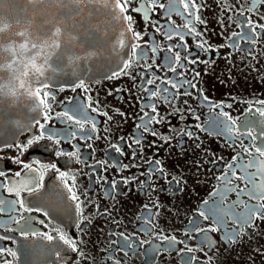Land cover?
<instances>
[{"label": "snow or ice", "instance_id": "1", "mask_svg": "<svg viewBox=\"0 0 264 264\" xmlns=\"http://www.w3.org/2000/svg\"><path fill=\"white\" fill-rule=\"evenodd\" d=\"M60 2L64 6L68 4L77 6L69 8L68 14L75 12L78 15V6L84 4L89 8L90 18L104 13L109 18L110 23L119 24L120 28L119 31H116L106 27L104 29L105 35L112 33L109 39L103 38L98 29L85 28L84 32L81 33L75 25L69 27L65 24L62 26L59 20L56 23L44 21L39 30L33 31L32 25L26 17L10 15L6 11L5 0H0V126L5 122L20 126L15 114L8 110L11 105L7 102L16 103L19 97L25 95L31 101V112L42 115L45 121L51 120L53 118L52 102L55 100V96L50 89L54 77L68 78L60 87V91L70 88L73 92L81 89L85 93V103L74 104L66 111L55 113L56 119L68 123L70 128L76 126L78 131H48L46 124L41 123L40 119L33 116L31 125L22 127L21 131H30L31 127L38 126L40 129L38 135L33 134L24 143L3 145V147L17 149L19 155L13 158V162L20 166V170L14 173L15 179H9L6 172L0 170V177H4L3 180H0V189L6 190L9 195L14 196V199L11 200L0 199V214L6 213L9 217L5 225L2 226L3 232L0 233V242H9L17 246L0 245V264H19L21 247L28 257L42 258V264H81V261L91 259L84 249L83 235L86 234L87 228L92 225L95 217L92 213H86L85 209L89 204H92L100 218L110 215V212L107 209L100 212L98 205L87 199L81 200L75 174L70 175L68 171H61L55 163L41 165L39 168L34 167L33 163H26L21 157L34 144H40L44 139L59 146L61 140L71 143L72 140L78 138L86 142L99 138L93 135L96 133L97 127L95 118L91 117L89 112L106 117V122L113 121L114 115H110L108 111H102L101 101L94 99L89 94L92 91L91 84L98 83L99 80H96L94 76H88V73L97 60L104 61L106 55L111 57L113 54L119 59V63L116 64L115 68L105 73L102 79L111 80L119 79L121 76L128 77L133 81V87L139 83L140 90L145 94L142 99H146L149 103L141 108L143 114L139 117L140 123L135 126L138 131L142 130L141 134L139 136L134 135L131 142L124 141V138L121 137L120 139L124 141L126 148L120 144L110 145L115 153H118L120 157L127 156L131 163L123 164L117 160L112 167L119 165L123 170L140 167L138 161L146 146L155 148L157 151L164 144L172 147V137L164 136L156 127V125L167 122L156 101L159 100L161 104L166 102L172 110L171 115L180 120L191 116L196 121H200V116L196 114L197 110L189 104L194 95L200 99L201 103L206 104L209 111L214 112L215 115L207 122L206 126L201 123L187 125L177 133L179 142L175 146L180 149V154L187 151L184 137L192 141L196 148H201L202 141H200L197 131L207 132L210 136L225 138V145L235 151V155L230 160L224 161L223 156H217L210 149L203 148L201 150L205 156L212 158L208 160L198 159L195 162L196 171H200L205 163L217 165L219 161H224L220 174L215 177L224 187L217 188L212 193V196L217 198L213 201L212 206L199 212V216L203 220L211 219L212 224L203 228L196 221H190L192 227L184 232V239H179L174 235H164L162 232L152 234L162 242H167L169 247L174 248L177 254L182 257L186 253L203 251L204 247L210 246L211 243L207 235L204 236L197 248L189 247V240L200 234L221 231L229 221L234 227L224 230L223 239L225 243L238 244L245 236L251 238L249 230L259 229L261 224H264V99L256 98L253 99L252 103L244 101L248 106L242 113V118L233 117L229 111L224 110L225 108H232V104H226L224 101L212 102L208 96L204 95L203 89L198 87L201 71H197L195 66L204 64L206 68L211 69L216 63V60L211 58L212 53H218L223 47L242 52L244 49L241 48L239 41H244L248 46L245 60L253 70L259 71V55L264 54L257 51L259 46L264 45V11H262L264 0H250V6L246 10L242 6L239 9L236 8V4L240 3V0H232L229 7H224V0H220L219 7L221 11L226 13L227 20L230 21L233 14L243 17V20L238 24L242 31H234L230 35H226L228 25L225 21H218L223 29L220 35L225 36L228 43L215 48L205 38L207 21L203 16L205 8L203 0H178L182 10L168 7L166 12L169 18L167 39L173 40L172 32L174 29L171 25L176 23L171 20L173 11L184 17L185 22L178 27H182L185 31L176 32L180 44L166 45L164 49L155 42L154 37L151 44L144 40L148 30L146 28L143 32L138 31V21L135 18L140 16L142 21L151 25L154 33L160 32L161 26L152 18V14L158 9L166 8V6L158 3V0H144V2H138V0H60ZM170 3L174 5L176 0H170ZM257 4L260 5V8H257ZM186 36L192 38L195 47L207 54L209 58L203 60L199 56L191 58ZM141 41L143 43H140ZM147 47H150L154 56L162 50H166L170 54L162 59L167 65L168 71L178 79L161 78L158 75L151 78L147 76L149 70L155 72L156 68L159 67L154 62H142L148 55L145 50ZM177 48L182 49L185 54L182 55L181 51L176 50ZM232 56L233 52H229L224 57L230 66ZM252 60L256 61L255 65L251 64ZM188 65L193 67L189 68ZM229 71H231V67ZM137 76L140 77L139 82ZM161 85L164 86L161 87ZM185 86L187 87L185 88ZM116 91L120 92L121 89ZM123 91L130 92L131 89H124ZM108 94L112 95L111 91ZM183 97L188 99H183ZM177 102L184 107H176ZM145 108L149 110H145ZM115 115L124 117L125 113L117 108ZM85 125H90V128H86ZM193 128L196 131H193ZM145 133L156 139L146 145L144 143L147 140ZM245 140L248 141L247 144H245ZM41 147L43 148L44 145L41 144ZM88 147L91 148L92 145L89 143ZM73 148L75 151H65L60 148L56 155L79 162L81 160L80 148L78 145H73ZM127 149H131V151L129 152ZM34 163L39 164L40 162L35 161ZM98 163L106 164L103 161ZM146 163L149 166L148 169L139 173V176L144 177L143 180H140L138 176H133L132 179L124 177L123 183L131 184L135 181L141 190L146 189L145 195H148L149 192L156 190V181L164 179L170 187L175 185L176 192L183 191L187 181L183 176L178 177L174 174L171 179H168L169 172L160 158L153 159L150 157ZM48 170H54L58 174L63 189L68 194L64 196L58 188H54L48 196L57 200L61 197L64 200L70 198L75 206L78 215L75 228L79 233L75 238L58 228H54L52 231H42L33 227L34 217L31 213L41 212L47 217L49 212L45 211L42 206H29L27 196H38L41 190L45 189L44 177ZM106 170L107 168H105ZM100 179L107 182L106 177H100ZM234 180L241 181L243 186L235 184ZM117 183L115 180L111 181V187L116 189ZM163 190L161 188V191ZM232 192L236 193V199L226 205L225 201L228 200V196ZM84 195L87 196L86 193ZM242 196H246L247 201L242 199ZM204 204L208 205L209 201L205 200ZM241 205L244 211L237 212V206ZM160 207L158 201L144 205V208L149 212H152V209L156 210L151 216L142 217L144 224L152 225L155 228L154 220L159 215ZM13 213L15 215H12ZM39 223L45 228L47 227L43 220ZM145 230L142 229V231ZM110 235L115 236L116 233L112 232ZM119 238L124 243L118 250L127 256L129 254L127 249H133V245L136 243L135 234L129 236L121 232ZM21 240L27 243L21 245ZM112 243H116V241H112ZM145 243H150V241H139L140 245ZM178 245H183V247H177ZM161 251L160 248H154L151 252L145 250L144 255L149 257V264H153L155 254H159ZM163 251H167V249H163ZM71 253L76 255L69 261L66 254ZM102 259H107L111 264H120V260L112 255L102 256ZM196 260L195 256H190L184 261V264H193V261ZM25 264H35V261L29 259L25 261Z\"/></svg>", "mask_w": 264, "mask_h": 264}, {"label": "flooded vegetation", "instance_id": "2", "mask_svg": "<svg viewBox=\"0 0 264 264\" xmlns=\"http://www.w3.org/2000/svg\"><path fill=\"white\" fill-rule=\"evenodd\" d=\"M138 2H144V0H138ZM158 3L164 4L166 8L158 9L152 18L158 22L161 26L160 32H153L150 24L142 21L140 16H136L138 21L137 30L144 31L146 28L148 34L144 36V40L149 41L151 44L153 37L157 44L162 49L166 45L180 44L176 32L185 31L182 27L185 22L184 17L177 15L175 11L171 13V20H174L175 25H171L174 29L172 32L173 40L167 39L169 18L166 15L168 7H175L182 10V6L179 5L178 0L173 5L170 0H158ZM205 8L203 16L207 21V32L205 38L212 46L218 47L222 44H227L228 41L225 36L220 35L223 31L218 21H225L228 25L226 35H230L234 31H242L238 24L243 20V17H239L236 14L232 15V19L229 21L226 19V13L221 11L219 7L220 0H203ZM232 4V0H224V7H229ZM247 9L250 6V0H240V3L236 4V8ZM257 8L260 5L257 4ZM264 11V9H262ZM204 27V26H201ZM189 45V52L191 58L199 56L201 60L209 58L207 54L201 52L195 47V42L190 37H185ZM140 43H143L141 41ZM241 48L244 51H236L229 47L220 48L218 53H212L211 58L216 60V63L211 69L205 67L204 64H199L196 67L197 71H201L200 83L198 87L203 89L204 95L208 96L212 102L224 101L226 104H232V108H225V111H229L233 117H241L242 113L247 108L248 104L252 103L253 99H264V54L259 55V71L253 70L245 57L247 56L248 46L244 41H239ZM148 53L147 57L142 61L143 63L154 62L157 66L155 72L149 70L148 77L158 75L161 78H169L172 80L178 79L173 73L168 71L167 65L163 61V57L170 55L166 50L159 51L157 54L151 52L150 47L145 49ZM181 51L182 49L177 48ZM258 52L264 53V45L257 48ZM233 52L232 64L229 65L228 61L224 58L227 53ZM252 65L256 64L255 60L251 61ZM189 68L193 67L188 65ZM231 67V71L229 68ZM103 76L95 77L99 80L98 83L91 84V93L94 99H98L102 104V111H108L110 115H114L113 121H107L106 117L98 116L95 113L89 112L91 117L95 118L97 127L95 138L92 141L72 140L71 143L61 140L59 146L54 145L52 142L44 139L40 144H34L27 152L23 154L21 159L26 163H33L34 167H41V165L57 164L61 171H68L71 174L76 175V183L78 186V194L81 200L87 199L99 206V211L103 212L107 209L110 215L100 218L96 208L89 204L85 209L86 213H92L95 217L93 223L87 228L86 234L83 235L85 241L84 249L88 256L91 258L87 261H81V264H111L107 259H102L109 255L114 256L120 260V264H149V257L144 255L145 250L149 252L154 248H160L162 251L159 254H155L153 264H184L190 256H195L196 261L193 264H264V224H261L259 229L249 230L251 232V238L245 236L238 244L225 243L223 236L224 230L234 227L231 221L225 226L224 229L217 232H209L206 234H200L194 239L188 241L189 247L197 248L201 244V240L207 235L210 246L204 247L203 251H195L192 253H186L183 257L177 254L174 248H170L167 242H162L157 239L154 232H162L164 235H174L179 239H184V232L192 227L190 221H196L203 228H207L212 224V220H203L199 216L200 211H205L212 206V203L216 197L212 196V193L217 188H222L224 185L216 180V176L220 174L224 161L231 159L235 155V151L225 145V138L210 136L207 132L197 131V135L200 137L201 148H196L192 141L184 137L185 147L187 151L180 154V149L175 145L179 142L177 133L185 128L187 125H195L196 123L207 125L215 115L214 112L209 111L206 104L201 103L200 99L194 95V98L189 101L192 108L196 109V114L200 116V121H196L193 117L187 116L186 119L180 120L171 115V108L165 102L160 103L156 101L161 111L166 117L167 122L164 124L156 125L157 129L164 135L172 137L171 144H164L162 148H144V153L138 161L140 167H132L128 170H123L116 164L119 160L123 164H130L131 161L127 156L120 157L118 153H115L114 149L110 147L112 144H120L126 148L124 141L131 142L132 137L139 136L141 131L136 129V124L140 123L139 117L143 114L141 108L145 104L149 103L146 99H142L145 94L140 90L139 83L133 87V81L128 77L121 76L119 79L104 80ZM230 77V78H229ZM140 77L137 76L139 82ZM160 83V81H157ZM64 84L57 86L52 85L50 91L55 96V100L52 102L53 118L45 121L42 115L36 114V119H40L41 123H45L48 131L65 130L72 131L77 130L76 126L69 127L68 123L55 118V113L66 111L74 104L85 103V93L81 89H77L76 92L65 88L60 91V87ZM164 85H161L163 87ZM187 86H185L186 88ZM117 89H121L117 92ZM124 89H131V91H123ZM111 91L112 95H109ZM172 90L170 89V92ZM123 97V99H122ZM235 98V99H233ZM183 99H188L183 97ZM176 107H184L179 102L176 103ZM125 113L124 117L116 116L115 109ZM145 110H149L145 108ZM31 125L27 124L26 127ZM86 128H90V125H85ZM193 131H196L194 128ZM39 127H31L30 131H20L16 137L10 139H0V170L6 172L9 179H15L14 173L20 170V166L13 162V158L19 155L17 149L3 147L4 144L10 143H24L26 139L33 134H39ZM83 135V134H81ZM147 136V140L144 143L147 145L151 143L154 137ZM121 137L124 141H121ZM248 143L247 140L244 141ZM92 147L89 148L88 144ZM160 143V142H158ZM41 144L44 147H41ZM73 145H78L80 148L81 160L79 162L69 160L65 156H57L56 152L62 148L65 151H75ZM135 147V145H134ZM207 148L214 152L217 156H223L224 161H219L217 165L203 164L200 171H196L195 162L199 160L211 159V156H205L201 149ZM131 151V149H127ZM160 158L164 164L166 170L169 172L168 179H171L172 175L183 176L187 183L183 187V191L176 192L175 185L169 186L164 179L156 181V190L149 192L145 195V190H141L139 185L133 181L131 184H124V177L132 179L133 176H138L140 180H143V176H139V173L148 169L146 161L149 158ZM247 159V157H245ZM39 161V164L34 163ZM106 162V164L98 162ZM178 166V167H177ZM105 168L107 170L105 171ZM211 168V171L209 169ZM239 174V173H238ZM159 175V174H157ZM100 177H106L105 180H101ZM4 177H0L3 180ZM117 181L116 189L111 187V181ZM235 184L242 185L241 181H233ZM45 189H42L38 196H27L29 206H42L45 211L49 212V216H44L41 212L31 213L34 217L33 227L42 231H52L54 228H58L67 234L75 238L79 233L75 228V224L78 219V215L75 211V206L70 198L64 200L61 197L59 200L48 196L54 188H58L64 196H67L66 190L63 189L62 182L58 178V174L54 170H48L44 177ZM161 188L164 190L161 191ZM87 194L85 196L84 194ZM47 196V198H45ZM242 199L247 201L246 196H242ZM0 199L11 200L14 196L8 194L6 190L0 189ZM236 199V193L232 192L228 196V200L225 204H230L231 201ZM209 201L208 205L204 204V201ZM160 204L159 215L155 217L154 224H144L142 217H149L156 210L152 209L149 212L144 208L145 204L156 202ZM237 212H243V206H237ZM12 215H15L13 213ZM27 215V214H26ZM8 214H0V233L3 232V225L8 221ZM43 220L47 227L41 225L39 221ZM257 223H260L257 221ZM142 229H146L142 231ZM115 232L116 235L112 236L110 233ZM125 233L126 235L135 234L136 243L133 245V249H127L128 255L124 256L123 252L118 249L123 245L124 241L119 238V233ZM10 234V233H9ZM55 234V233H53ZM195 235V234H193ZM150 241L143 245L139 244V241ZM116 241V243H112ZM27 242L21 240L20 244H26ZM8 244L10 247H17L9 242H0V245ZM177 247H183L178 245ZM167 249V251H163ZM20 262L19 264H25V261L32 259L35 264H42V258L28 257L24 254V250L20 249ZM75 253L66 254V258L71 261L75 257ZM55 259L54 257L52 258Z\"/></svg>", "mask_w": 264, "mask_h": 264}, {"label": "water", "instance_id": "3", "mask_svg": "<svg viewBox=\"0 0 264 264\" xmlns=\"http://www.w3.org/2000/svg\"><path fill=\"white\" fill-rule=\"evenodd\" d=\"M5 5L6 11L10 15L26 17L31 23L33 31L39 30L44 21L56 23L59 20L62 26L65 24L69 27L75 25L81 33L84 32L85 28L98 29L99 34L103 38L109 39L112 33L106 36L104 29L108 27L109 29L119 31L120 28L119 24L110 23L109 18L104 13L90 18L89 8L84 4L78 6V15L75 12L68 14L69 8L77 6L72 4L64 6L60 0H5ZM118 63L119 59L115 54L111 57L106 55L104 61L97 60L95 62L88 76H104L110 69L115 68ZM85 78L87 79V77ZM66 79L68 78L63 76L54 77L51 83L57 86L64 84ZM7 103L11 105L8 110L15 114V118L20 122V126L18 127L15 123H3L0 126V139L16 137L22 127H26L27 124L31 123L33 116L36 118V113L30 111L31 101L26 95L19 97L16 103H12V101H8Z\"/></svg>", "mask_w": 264, "mask_h": 264}]
</instances>
